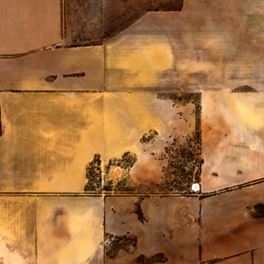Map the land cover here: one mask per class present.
<instances>
[{"label": "crops", "instance_id": "crops-1", "mask_svg": "<svg viewBox=\"0 0 264 264\" xmlns=\"http://www.w3.org/2000/svg\"><path fill=\"white\" fill-rule=\"evenodd\" d=\"M221 2V59L191 60L200 190L179 195L149 190L197 121L167 93L173 38L74 42L64 0H0V264H264V0ZM97 158L128 192H88Z\"/></svg>", "mask_w": 264, "mask_h": 264}, {"label": "rangeland", "instance_id": "rangeland-1", "mask_svg": "<svg viewBox=\"0 0 264 264\" xmlns=\"http://www.w3.org/2000/svg\"><path fill=\"white\" fill-rule=\"evenodd\" d=\"M220 5L221 0H64V28L74 42H106L124 32L134 31V27L142 23L150 28L149 32L173 38L172 45H168V48L173 52L177 65L172 61L165 71L170 81L167 93L184 106L191 103L197 121L189 133L190 118L187 113H183L184 125L166 141L163 152L166 164L162 182L156 189H149L151 192L157 190L161 193L185 195L191 192V183L198 179L201 148L199 94L191 88L192 81H197V78H191L194 71L191 60L197 54L200 60L221 59V54L216 52L218 47L205 39L219 33L214 25L221 26L223 22L224 15L218 12L221 10ZM160 21L166 24L160 28L152 27L155 26L153 23ZM231 21L238 22V18L231 15ZM192 35H196V40L191 43ZM208 80L200 77L201 83ZM123 161L128 164L131 157L124 156ZM116 165L115 161L105 167L100 159H95L88 173V192L103 196L128 192L130 187L126 185L122 172L114 179L109 175Z\"/></svg>", "mask_w": 264, "mask_h": 264}, {"label": "built area", "instance_id": "built-area-1", "mask_svg": "<svg viewBox=\"0 0 264 264\" xmlns=\"http://www.w3.org/2000/svg\"><path fill=\"white\" fill-rule=\"evenodd\" d=\"M189 188H190L191 192H194V193L199 191L200 187H199L198 181L192 182Z\"/></svg>", "mask_w": 264, "mask_h": 264}, {"label": "bare ground", "instance_id": "bare-ground-1", "mask_svg": "<svg viewBox=\"0 0 264 264\" xmlns=\"http://www.w3.org/2000/svg\"><path fill=\"white\" fill-rule=\"evenodd\" d=\"M120 173H121V170H120V169H118V168H113V169L110 171L109 175H110V177H112V178L114 179V178L118 177V175H119Z\"/></svg>", "mask_w": 264, "mask_h": 264}, {"label": "trees", "instance_id": "trees-1", "mask_svg": "<svg viewBox=\"0 0 264 264\" xmlns=\"http://www.w3.org/2000/svg\"><path fill=\"white\" fill-rule=\"evenodd\" d=\"M199 172V171H198Z\"/></svg>", "mask_w": 264, "mask_h": 264}]
</instances>
